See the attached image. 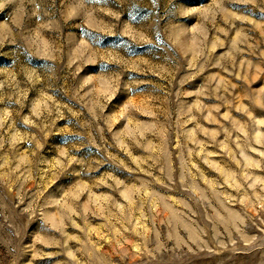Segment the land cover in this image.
<instances>
[{
  "label": "rangeland",
  "instance_id": "obj_1",
  "mask_svg": "<svg viewBox=\"0 0 264 264\" xmlns=\"http://www.w3.org/2000/svg\"><path fill=\"white\" fill-rule=\"evenodd\" d=\"M0 264H264V0H0Z\"/></svg>",
  "mask_w": 264,
  "mask_h": 264
}]
</instances>
